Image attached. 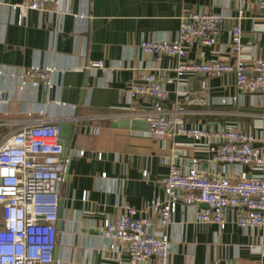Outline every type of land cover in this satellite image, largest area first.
I'll list each match as a JSON object with an SVG mask.
<instances>
[{
  "label": "crops",
  "instance_id": "0c3cea01",
  "mask_svg": "<svg viewBox=\"0 0 264 264\" xmlns=\"http://www.w3.org/2000/svg\"><path fill=\"white\" fill-rule=\"evenodd\" d=\"M259 1L65 0L46 15L28 13L20 25V13L13 10L20 0H0V119L75 125L65 159L69 174L60 187L63 220L58 230V264L128 262L126 255L119 257L108 250L100 231L106 222L118 219L124 204L142 211L156 199L165 200L162 181L172 164L187 170L197 160L200 171L229 176L235 182L241 171L259 173L249 167L213 163L207 143L183 137L155 139L149 130L113 126L123 119L146 122L144 115L152 101L128 95L140 69L153 68L174 80L167 85L166 109L182 100L179 93L184 86L173 70L178 61L144 55V39L176 40L186 13L224 14L229 19L215 46L197 45L188 52L187 61L234 62L231 31L243 12L244 54L264 57ZM90 61H103L107 71L83 70ZM44 68L55 69L53 87L22 79L25 71ZM184 80L192 92L208 89L211 100L205 107L183 106L187 126L217 129L236 124L251 132L258 140L256 146L264 150V94H240L233 75ZM234 97L236 103H221ZM13 130L0 128V138ZM194 211L179 208L176 224L166 229L175 249L172 264H264V227L243 231L232 223L229 212V223L221 230L196 223Z\"/></svg>",
  "mask_w": 264,
  "mask_h": 264
},
{
  "label": "built area",
  "instance_id": "2783aa9c",
  "mask_svg": "<svg viewBox=\"0 0 264 264\" xmlns=\"http://www.w3.org/2000/svg\"><path fill=\"white\" fill-rule=\"evenodd\" d=\"M64 1L20 0L13 10L20 13L21 25L28 13L46 15L51 9H59ZM258 8L264 17V0L259 1ZM244 18L241 12L238 24L231 31L234 62L217 59L198 64L187 61L188 52L197 45L215 46L229 19L224 14L186 13L181 18L176 40L147 37L141 45L144 55L157 61L165 57L178 61L173 70L184 86L179 93L182 100L170 110L166 109L167 85L174 80L156 73L153 68L138 70L128 95L152 101L151 109L144 115L151 137H183L195 143H207L213 163L249 167L263 174L250 175L241 171L235 182L229 176H210L200 171L197 160L187 170L172 164L168 177L162 181L165 200L156 199L142 211L124 204L118 219L106 222L100 231L110 252L128 257L125 264H153V260L156 264H172L175 249L166 229L176 224L179 208H194L196 223L215 225L221 230L229 223V212L233 214L232 223L243 231L264 227V150L256 146V137L236 124L208 129L187 126L183 120L184 105L205 107L211 103L208 89L192 92L183 83L184 78L233 75L240 94H264V57L245 56L240 25ZM83 70L107 71V68L103 61H90ZM54 72L52 68L27 70L22 79L51 88ZM237 101L234 97L221 103ZM63 123L0 119V128L14 129L0 138V264H53L55 261L60 187L67 170L60 143Z\"/></svg>",
  "mask_w": 264,
  "mask_h": 264
},
{
  "label": "water",
  "instance_id": "95a60500",
  "mask_svg": "<svg viewBox=\"0 0 264 264\" xmlns=\"http://www.w3.org/2000/svg\"><path fill=\"white\" fill-rule=\"evenodd\" d=\"M88 87V84L86 85ZM115 128H119L122 130H133V131H148L149 130V125L146 122H140L136 120H129V119H123L119 120L113 125ZM75 125L73 122H65L61 124V133H60V143L63 147V153H62V159H66L69 147H70V142L73 137ZM69 174V166L67 167L66 170V175ZM62 208V205H61ZM59 223H58V230L60 231L62 229V220H63V210H60L59 213ZM54 263L53 264H58V248L56 249L55 256H54Z\"/></svg>",
  "mask_w": 264,
  "mask_h": 264
}]
</instances>
